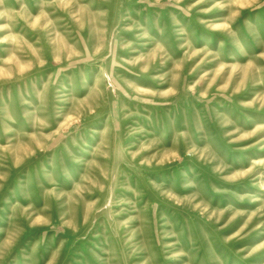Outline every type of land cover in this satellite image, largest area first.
Returning <instances> with one entry per match:
<instances>
[{"label":"rangeland","instance_id":"obj_1","mask_svg":"<svg viewBox=\"0 0 264 264\" xmlns=\"http://www.w3.org/2000/svg\"><path fill=\"white\" fill-rule=\"evenodd\" d=\"M0 264H264V0H0Z\"/></svg>","mask_w":264,"mask_h":264}]
</instances>
